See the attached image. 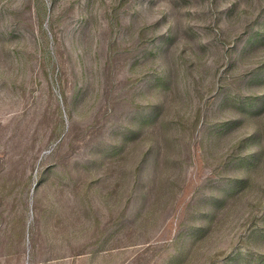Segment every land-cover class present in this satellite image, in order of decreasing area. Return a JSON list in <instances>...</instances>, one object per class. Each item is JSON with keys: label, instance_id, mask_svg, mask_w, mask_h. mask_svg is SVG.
I'll return each mask as SVG.
<instances>
[{"label": "rangeland", "instance_id": "obj_1", "mask_svg": "<svg viewBox=\"0 0 264 264\" xmlns=\"http://www.w3.org/2000/svg\"><path fill=\"white\" fill-rule=\"evenodd\" d=\"M0 264H264V0H0Z\"/></svg>", "mask_w": 264, "mask_h": 264}]
</instances>
